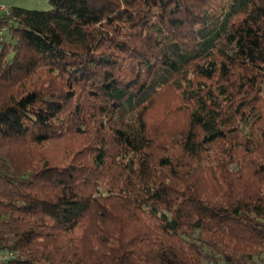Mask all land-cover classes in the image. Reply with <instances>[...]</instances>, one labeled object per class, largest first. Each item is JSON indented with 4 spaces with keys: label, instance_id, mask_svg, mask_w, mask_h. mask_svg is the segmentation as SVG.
<instances>
[{
    "label": "trees",
    "instance_id": "16d2710c",
    "mask_svg": "<svg viewBox=\"0 0 264 264\" xmlns=\"http://www.w3.org/2000/svg\"><path fill=\"white\" fill-rule=\"evenodd\" d=\"M0 13L2 264H264V0H47Z\"/></svg>",
    "mask_w": 264,
    "mask_h": 264
},
{
    "label": "rangeland",
    "instance_id": "374dc122",
    "mask_svg": "<svg viewBox=\"0 0 264 264\" xmlns=\"http://www.w3.org/2000/svg\"><path fill=\"white\" fill-rule=\"evenodd\" d=\"M0 6L5 8L17 7L26 10L48 11L47 0H0Z\"/></svg>",
    "mask_w": 264,
    "mask_h": 264
},
{
    "label": "built area",
    "instance_id": "2783aa9c",
    "mask_svg": "<svg viewBox=\"0 0 264 264\" xmlns=\"http://www.w3.org/2000/svg\"><path fill=\"white\" fill-rule=\"evenodd\" d=\"M8 10H9L8 8L0 6V13L7 14ZM13 257H14L13 253L9 251H0V264L11 261Z\"/></svg>",
    "mask_w": 264,
    "mask_h": 264
}]
</instances>
